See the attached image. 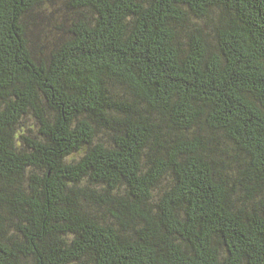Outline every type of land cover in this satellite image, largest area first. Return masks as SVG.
I'll use <instances>...</instances> for the list:
<instances>
[{"label": "trees", "instance_id": "16d2710c", "mask_svg": "<svg viewBox=\"0 0 264 264\" xmlns=\"http://www.w3.org/2000/svg\"><path fill=\"white\" fill-rule=\"evenodd\" d=\"M0 264H264V0H0Z\"/></svg>", "mask_w": 264, "mask_h": 264}]
</instances>
